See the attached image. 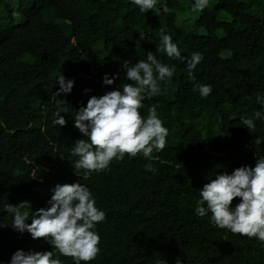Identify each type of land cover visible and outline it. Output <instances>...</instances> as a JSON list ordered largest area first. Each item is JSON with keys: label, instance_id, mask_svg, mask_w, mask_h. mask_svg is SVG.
I'll return each mask as SVG.
<instances>
[{"label": "trees", "instance_id": "trees-1", "mask_svg": "<svg viewBox=\"0 0 264 264\" xmlns=\"http://www.w3.org/2000/svg\"><path fill=\"white\" fill-rule=\"evenodd\" d=\"M13 1L0 0V224H8L0 227V261L17 249L52 248L42 237L15 231L5 205L28 200L31 207L21 211L31 218L32 210L47 206L54 184L79 181L106 212L97 228L101 253L89 264H156L163 257L169 264L177 258L183 264H264L256 239L219 229L194 211L208 178L264 155V142H256L264 140V120L257 119L253 131L240 119L264 111L256 101L264 95V0H210L203 12L192 10L191 0H166L172 11L159 15L141 13L131 0ZM161 26L182 55L203 53L195 80L185 64L157 51ZM149 51L175 67L173 82H161L162 93L146 98L141 110L146 117L157 107L169 128L165 149L151 161L126 154L108 170L85 176L71 151L77 139H87L73 125L79 107L127 83L124 64L146 60ZM58 72L74 79L71 93L57 95ZM105 73L119 76L104 85ZM196 83L211 84V95L201 98ZM57 108L68 110L61 113L62 127L53 124ZM148 162L155 174L145 169Z\"/></svg>", "mask_w": 264, "mask_h": 264}, {"label": "clouds", "instance_id": "clouds-1", "mask_svg": "<svg viewBox=\"0 0 264 264\" xmlns=\"http://www.w3.org/2000/svg\"><path fill=\"white\" fill-rule=\"evenodd\" d=\"M131 3L144 14L148 10L157 15L172 11L166 0H131ZM158 4L160 7H157ZM210 6V0L190 2L194 11L203 12ZM160 40L162 43L157 51L185 64L188 77L195 80L194 70L203 61V53L194 51L190 57L182 55L166 26L160 27ZM123 70L127 83L102 95H91L73 119L74 127L87 138L77 139L71 149L72 155L78 157L75 168L86 170L85 176L108 170L113 160L122 161L126 154L129 158L142 155L151 161L153 153L163 151L168 143L169 128L158 115L157 107H149L146 117L141 110L146 98L162 93L161 82H173L175 67L162 62L149 51L146 60L127 61ZM118 76L119 73H105L102 83L112 85ZM55 78L59 84L57 95L71 93L74 79L66 78L62 72H58ZM194 90L201 98H207L213 86L196 83ZM89 91L91 89H85V92ZM256 101L264 106V95L258 93ZM62 112L67 113L68 110L57 108L54 125L62 127L67 124ZM240 119L248 130L254 131L255 121L264 120V111L258 109L252 116ZM256 142L261 144L264 140L258 138ZM144 167L153 174L158 171L151 162ZM208 181L199 188L195 214L207 216L210 223L219 229L254 238L264 246V155L255 156L254 165L244 164L231 172L216 173ZM50 192L47 206L32 210L31 218L28 211H21L31 207L28 200L22 201L19 206L8 203L5 209L13 214L10 226L15 231L21 235L27 231L33 239L44 238L52 245L51 250L17 249L10 260L0 261V264H65L61 256L71 257L73 264H89L101 253V236L97 228L106 220V212L97 206L96 197L88 185L79 181L56 183ZM234 198H239L238 202L233 203ZM29 218L30 223L27 222ZM6 226L8 224H0V227ZM156 264H169V261L163 257ZM175 264H183L182 259H175Z\"/></svg>", "mask_w": 264, "mask_h": 264}, {"label": "rangeland", "instance_id": "rangeland-1", "mask_svg": "<svg viewBox=\"0 0 264 264\" xmlns=\"http://www.w3.org/2000/svg\"><path fill=\"white\" fill-rule=\"evenodd\" d=\"M12 1V3H14V1L13 0H11ZM13 17H14V19H16V20H18V17H17V15H16V13L14 12L13 13ZM1 22V21H0Z\"/></svg>", "mask_w": 264, "mask_h": 264}]
</instances>
